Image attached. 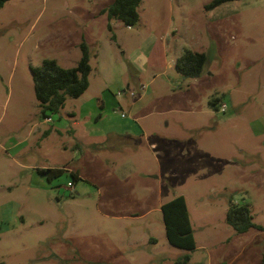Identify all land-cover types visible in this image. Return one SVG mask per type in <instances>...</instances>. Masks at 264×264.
Instances as JSON below:
<instances>
[{
    "label": "rangeland",
    "instance_id": "rangeland-1",
    "mask_svg": "<svg viewBox=\"0 0 264 264\" xmlns=\"http://www.w3.org/2000/svg\"><path fill=\"white\" fill-rule=\"evenodd\" d=\"M112 1L0 7V264H264V0H140L133 26L102 12ZM81 43L88 86L45 120L30 67L74 66ZM184 48L206 53L199 77L174 69ZM177 194L188 251L159 208ZM229 200L261 228L227 225Z\"/></svg>",
    "mask_w": 264,
    "mask_h": 264
},
{
    "label": "trees",
    "instance_id": "trees-1",
    "mask_svg": "<svg viewBox=\"0 0 264 264\" xmlns=\"http://www.w3.org/2000/svg\"><path fill=\"white\" fill-rule=\"evenodd\" d=\"M6 1L0 0V7ZM226 1L230 0H211L206 8H213ZM139 3L140 0H113L102 12H106L108 18H117L124 25L133 26L139 19ZM80 47L81 55L74 66H61L54 59L45 58L39 65L30 67L34 95L43 117H48L47 111H58L67 97H77L87 88L91 69L88 48L85 43H81ZM206 61L205 52L184 48L174 61V69L184 78H195L202 74ZM218 101L219 97H212L208 102L215 106ZM62 173V168H50L46 178L57 177ZM68 176V180L73 183L79 178L76 172H70ZM160 210L167 241L186 251L192 250L195 247V239L185 197L182 194L174 195L160 205ZM224 221L236 232L246 231L250 227L261 228L252 222L247 203H236L232 200H229ZM188 261L189 254L184 253L177 257L173 264H189Z\"/></svg>",
    "mask_w": 264,
    "mask_h": 264
},
{
    "label": "built area",
    "instance_id": "built-area-1",
    "mask_svg": "<svg viewBox=\"0 0 264 264\" xmlns=\"http://www.w3.org/2000/svg\"><path fill=\"white\" fill-rule=\"evenodd\" d=\"M226 108H227V103L223 100H219L217 110L224 112ZM45 120H50V119L48 117H45ZM73 186H74V183L71 180L66 181V188L70 189V191H72Z\"/></svg>",
    "mask_w": 264,
    "mask_h": 264
},
{
    "label": "crops",
    "instance_id": "crops-1",
    "mask_svg": "<svg viewBox=\"0 0 264 264\" xmlns=\"http://www.w3.org/2000/svg\"><path fill=\"white\" fill-rule=\"evenodd\" d=\"M198 77H199V76H198ZM83 132H85V131H84V127H83V129H82V132H81V133H82V134H84ZM89 132H90L91 134H90V133H88V131H87V130H86V132H85V133H86L87 135H90V136H91V135H94V136H96V135H97V134H96V133H97V130H96V129L89 130ZM123 133H124V132H123ZM108 134H110V133H108ZM108 134H105V135H104V136H102L101 138H103V137L105 138V137H106ZM118 134H119V133H118ZM44 167L53 168V166H50V165H47V166H46V165H45V166H41V169H42V168H44ZM73 172H74V171H73ZM76 173H77V172H76ZM77 174H78V173H77ZM78 176H79V175H78ZM166 201H167V200H166ZM163 202H165V201H163ZM163 202H159V206H160V205H161ZM159 208H160V207H159ZM190 221H191V220H190Z\"/></svg>",
    "mask_w": 264,
    "mask_h": 264
},
{
    "label": "water",
    "instance_id": "water-1",
    "mask_svg": "<svg viewBox=\"0 0 264 264\" xmlns=\"http://www.w3.org/2000/svg\"><path fill=\"white\" fill-rule=\"evenodd\" d=\"M49 172H50V168L49 167H46L42 171H40L39 174L41 176H45L46 177L49 174Z\"/></svg>",
    "mask_w": 264,
    "mask_h": 264
},
{
    "label": "flooded vegetation",
    "instance_id": "flooded-vegetation-1",
    "mask_svg": "<svg viewBox=\"0 0 264 264\" xmlns=\"http://www.w3.org/2000/svg\"><path fill=\"white\" fill-rule=\"evenodd\" d=\"M44 168H46V167H44ZM44 168H42V170H43ZM42 170H41V171H42ZM39 172H40V171H39Z\"/></svg>",
    "mask_w": 264,
    "mask_h": 264
}]
</instances>
